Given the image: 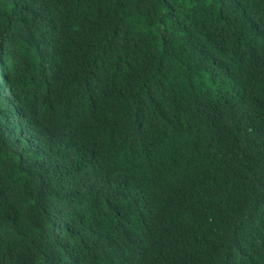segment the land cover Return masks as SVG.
I'll return each instance as SVG.
<instances>
[{"label":"trees","instance_id":"1","mask_svg":"<svg viewBox=\"0 0 264 264\" xmlns=\"http://www.w3.org/2000/svg\"><path fill=\"white\" fill-rule=\"evenodd\" d=\"M0 264H264V0H0Z\"/></svg>","mask_w":264,"mask_h":264}]
</instances>
